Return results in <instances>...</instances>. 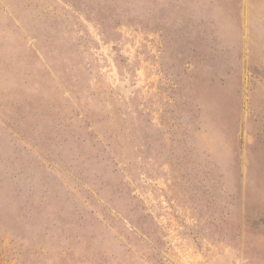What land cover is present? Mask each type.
Here are the masks:
<instances>
[{
    "label": "rangeland",
    "instance_id": "374dc122",
    "mask_svg": "<svg viewBox=\"0 0 264 264\" xmlns=\"http://www.w3.org/2000/svg\"><path fill=\"white\" fill-rule=\"evenodd\" d=\"M0 264H264V0H0Z\"/></svg>",
    "mask_w": 264,
    "mask_h": 264
}]
</instances>
